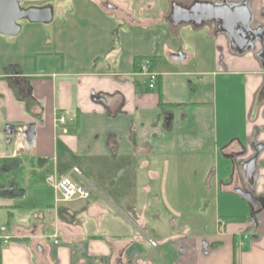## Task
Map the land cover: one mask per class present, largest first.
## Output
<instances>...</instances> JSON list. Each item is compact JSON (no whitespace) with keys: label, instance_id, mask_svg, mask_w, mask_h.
Here are the masks:
<instances>
[{"label":"crops","instance_id":"obj_1","mask_svg":"<svg viewBox=\"0 0 264 264\" xmlns=\"http://www.w3.org/2000/svg\"><path fill=\"white\" fill-rule=\"evenodd\" d=\"M250 8L264 25V0H251ZM170 11L171 6L167 16ZM54 13L48 24L23 22L17 36L0 35V163L21 166L25 160H34L46 176L70 175L93 188L100 186L103 169H113L125 179H118L120 188L127 182L133 195H119L122 207L112 199L111 208L87 199L72 200L81 202L73 206H60L55 200L45 203L48 211L56 212L52 233L45 237L41 225L29 230L15 222L12 234L0 236V264H264V205L255 214L252 208L251 216L244 221L226 222L224 230L213 236L189 237L183 233L166 237L161 243L172 242L171 257L162 250L151 254L152 236L120 234L122 225L116 213L123 208L132 227L139 232L149 229L153 235L175 222L162 208L152 207L156 202L169 209L166 184L171 175V156L167 141L172 134L168 124L176 111L182 119V112L195 113L200 108H209L212 115V146H208V152H221L228 161L226 171L232 186L249 187L245 164L252 158L256 175L251 188L256 196H264V65L251 51L236 53L225 33L215 26L208 25L203 30V25L195 30L189 23L174 25L168 19V28L154 30L153 19L132 20L129 14L117 17L103 12L94 0L61 3L55 6ZM117 24L120 49L103 57L112 46ZM181 24L190 25L185 28L191 37L188 46L181 39ZM166 34L180 37L177 47L165 41ZM201 42L213 49L211 71L194 66L178 73L171 81L172 91L166 86L167 77L160 73L156 79L159 97L152 96L151 89L155 87H149V78L147 82L138 79L148 76L133 70L135 56L146 57L140 68L148 57L166 56L176 64L196 61ZM10 64L19 65L21 73L5 69ZM151 68L148 62L147 70ZM233 77L237 79L235 84ZM201 83L213 89V100L195 99ZM236 83L238 93H234ZM217 90L228 101L237 99L243 119L238 129L228 128L229 122H234L229 113L226 128L223 122L219 128ZM55 113L65 114L67 121L54 125ZM7 125L33 126L34 147L25 151L26 141L21 135L11 141L12 128ZM204 129L201 123L196 142L188 138L186 143L195 142L200 150L204 143L200 131ZM76 156L89 180L73 160H67ZM23 193H19L21 197ZM2 197L0 207L14 206L12 199ZM84 211L97 228L106 217L105 227L111 234H88L95 229L79 214ZM13 217L8 210L3 227L9 226ZM253 220L256 227L250 242L237 245L236 232ZM54 232L57 243L50 237Z\"/></svg>","mask_w":264,"mask_h":264},{"label":"rangeland","instance_id":"obj_2","mask_svg":"<svg viewBox=\"0 0 264 264\" xmlns=\"http://www.w3.org/2000/svg\"><path fill=\"white\" fill-rule=\"evenodd\" d=\"M51 1L54 6H57L61 3L70 2L71 0ZM118 1L121 4L126 5L127 13L130 15L132 20L142 21V19H153L155 23L153 25L154 30H158L159 28H168L169 20L167 14L169 13L170 6L173 1L181 0ZM203 1L209 2L210 0ZM113 2H116V0H113ZM98 5L103 12L113 13L110 10L108 11L107 9H104L99 2ZM53 9L55 10V7ZM54 15L55 13L53 11L52 19ZM189 26V24L180 25L181 39H183L184 42H187L184 44L187 46L190 45L189 43L191 42V37L187 35L188 32L185 28H188ZM205 29H207L206 25H204L203 30ZM166 35L168 36L165 37V41L170 46L177 47L180 37L178 38L177 35ZM198 47L201 52L199 56L200 61H198L199 59H196V61L195 59H190L186 62L176 64L168 61L166 56L161 58L148 57L147 61L152 68L150 70L146 69V71L156 74L162 73L164 78L167 77V88L172 91L174 86L171 81H173L174 78H177L178 73L186 72L194 66L196 68L198 67V69L211 71L212 67L210 62L213 58V49L208 47L203 42L198 43ZM154 64L158 68L154 67ZM138 79H140V81H148V77L141 76ZM232 80H234L232 82L235 84L237 79L235 80V77H233ZM198 85L199 90L195 95V99L206 100L210 97L213 100V89L210 88L209 84L201 83ZM158 86L159 82L157 84L156 81L153 84V87L155 88L151 89V94H153L152 96L154 98L156 97V94L159 97L157 90ZM238 91L236 83V92L234 90V93H238ZM217 103L220 105L218 112L219 128L221 129L222 122L224 128H226L225 124L229 122V113L233 116L234 122L233 124L229 122L228 128H231L232 126L235 129H238L240 124L243 122V119L241 117V109L237 99L236 102L235 99L233 101H228V99L224 98L220 91L217 90ZM176 112L172 117V120H169L170 122L168 124L170 133L172 134V137H170L167 141V146L170 149L171 156V175L166 184V192L169 194V209L161 203L158 204L156 202H152L153 208H162L163 212L168 214L171 220L175 219V222H171L170 225H167L159 234L153 235L149 233V229L148 231L141 230V232H139V230L132 227L129 224L130 222L128 217L125 216L123 208L116 211L122 225V229L119 228L120 234L130 235L132 237L137 235H143L145 237L147 235L152 236L154 240L150 239L149 241H153L156 247H154L155 245H151L149 242L151 254H158V251L162 250L166 253V255L170 254V257L173 252L171 249L172 242H170V240H166L161 243V240L166 237L173 234L182 235L183 233H186V236L189 237L196 235H204L205 237L209 235L213 236L216 232L224 230L225 220L223 216L244 215L247 218L250 217L252 213L251 204L233 191L235 186H232L233 184H231V178H228L226 171L228 161L223 159L221 152H212L211 149L209 150L210 152H208V146H212V115L210 109L200 108L196 110L195 113L190 114H184V112H182V119L180 112ZM167 120L168 117H165L166 123L168 122ZM201 123L205 127L202 132L200 131V135L203 137L204 143L203 147L199 150V147H195V144L197 146V143L195 142L197 138V129L200 127ZM188 138L189 140H194L195 142L193 144L191 142L186 143L185 140ZM67 160H73L80 168L83 177L88 180L90 179L81 168L82 164H80L81 159L79 157L76 156L72 159L68 157ZM89 162H93V159L89 160ZM45 176L46 172L39 170L37 163L34 160H25L21 166H14L13 163H0V196H3L2 198L7 197L12 199V203L14 205L12 207H0V236L12 234L15 229V222L22 228L29 230L34 227L37 228L41 225L43 227L42 232L45 237L52 233L51 222L56 217V212L54 210L48 211V206L45 203H53L54 192L51 185L45 180ZM99 177H101L102 181L100 186H97V188H93L90 185L88 186V188H90V195L87 198L88 202L98 203L106 206L107 208H111L109 206V199H112L114 203H117L119 207H122L120 204H123V198H120L119 195L127 198L132 197L133 190L129 187L127 182H125L123 184L124 186L120 188L119 180L124 182L125 179L118 177L113 169H103L102 176L99 175ZM155 185L158 187V183ZM236 186L240 185L237 184ZM113 188H115V190ZM21 191L24 192L23 197L19 194ZM80 203V201H61L59 202V205L73 206ZM8 210L14 213V217L10 219L9 226L3 227L7 222ZM79 214L84 215V219L87 220V224H94V226H92L95 231L92 230L88 232V234H97L101 236H106L107 233L111 234V232L105 227L106 217H103V221L101 223L102 225L97 228L95 227L93 219L89 222L90 217L87 215V211ZM77 222L78 218L76 219L75 224ZM222 222L224 225H221ZM255 227V221L253 220L247 222V224L242 227V230L236 232L235 239L237 241V245H243L244 243L250 242L252 232L255 231ZM244 235H246L247 238H243ZM62 242L63 241L60 238L59 243L61 244Z\"/></svg>","mask_w":264,"mask_h":264},{"label":"water","instance_id":"obj_3","mask_svg":"<svg viewBox=\"0 0 264 264\" xmlns=\"http://www.w3.org/2000/svg\"><path fill=\"white\" fill-rule=\"evenodd\" d=\"M24 1L40 0H0V35L14 37L21 31V20L30 23L47 24L51 22L53 11L51 7H28L22 8ZM252 18L251 8L248 2L238 1L229 3L226 0L208 2L195 1L189 7L172 5L169 19L172 24L186 22L195 26H203L206 21H215L219 27L235 43V48L245 51L254 48V42L246 44L244 36L237 31L239 24H249ZM104 100V98L102 97ZM25 139V151L31 150L35 145V131L33 126H20L12 128L11 141H15L17 136ZM246 173L247 168L245 167ZM251 175V171H250ZM249 175V176H250ZM234 192L250 204L256 205L252 194L241 187H235ZM118 264H121L119 262Z\"/></svg>","mask_w":264,"mask_h":264},{"label":"flooded vegetation","instance_id":"obj_4","mask_svg":"<svg viewBox=\"0 0 264 264\" xmlns=\"http://www.w3.org/2000/svg\"><path fill=\"white\" fill-rule=\"evenodd\" d=\"M99 2V4L104 8L107 9L108 11L110 10L111 12L114 13L115 16L117 17H129L127 10H126V5L125 4H121L116 2H113V0H96ZM187 0H181V1H173L171 4L172 5H181L183 7H189L192 3H194L195 1L198 0H189V2H186ZM223 1V0H220ZM229 3H235L238 1H242V2H248L249 6H250V1L251 0H226ZM22 8H28V7H51L52 11H54V4L51 0H40V1H24L21 4ZM171 12V11H170ZM252 12V10H251ZM263 13V11L261 12V14ZM170 15V14H169ZM169 15H168V19H169ZM170 20V19H169ZM23 22H27L26 20H21L20 23ZM192 25V24H191ZM203 25H210V26H215L216 29L220 32H223L222 29L219 27V23L215 22V21H206ZM195 26V25H194ZM198 27V26H197ZM237 31H240V33L244 36L245 40H246V44H250L251 42H254L255 47L254 48H248L245 51H241L237 48H235V43L233 41V39L231 40L230 38H228L231 47L236 51V53L239 54H243L247 51H251L253 53V56L259 60L261 62V65H264V25L261 24L260 22H258L254 16V14L252 13V18L249 24H239L237 26ZM226 35V34H225ZM227 36V35H226ZM241 152H238L237 155H240ZM254 157V156H253ZM245 167L247 168V178L250 180L249 182V187H245V186H235V187H241L244 190L249 191L253 198L256 201V205L251 204L254 208H260L263 207L264 203H263V199L264 196H256L251 188V185L253 186V182H254V178H255V163L254 160L251 158L249 159V161L247 162V164H245ZM250 171H251V175H250ZM250 175V176H249ZM261 198V199H260ZM262 210V209H261ZM260 210V211H261ZM259 211V212H260Z\"/></svg>","mask_w":264,"mask_h":264},{"label":"built area","instance_id":"obj_5","mask_svg":"<svg viewBox=\"0 0 264 264\" xmlns=\"http://www.w3.org/2000/svg\"><path fill=\"white\" fill-rule=\"evenodd\" d=\"M148 67V61H145L141 65V72H144L149 78V87H152L153 84L156 82V79L158 77V74L153 73V72H146V69ZM70 119V118H68ZM71 120V119H70ZM67 121V117L65 114H54V125L61 124L63 125ZM66 130L63 129V132ZM77 172V170H74ZM47 182L52 186L54 189V200L55 202H61V201H72V200H83L87 199L90 195V188L84 186L83 184H80L76 182L70 175H64V176H59L55 173H49L46 176ZM221 225H224L222 222ZM51 238L54 239V243H57L56 240V233L52 234L50 236ZM151 245H155L153 241H149Z\"/></svg>","mask_w":264,"mask_h":264},{"label":"trees","instance_id":"obj_6","mask_svg":"<svg viewBox=\"0 0 264 264\" xmlns=\"http://www.w3.org/2000/svg\"><path fill=\"white\" fill-rule=\"evenodd\" d=\"M191 27L195 30L199 29V27L197 26H194V25H191ZM118 30H119V24H117V27H115L113 29V42H112V46L111 48L109 49V51L103 56V57H106L108 54L110 53H114L116 50H119L120 49V44H119V38H118ZM146 57H142V56H135L133 58V70L135 72H138L140 71V63L143 59H145ZM98 59H102L101 58H96L95 59V62L98 61ZM5 69H14L16 71V73H21V70H20V67L19 65L17 64H10L8 65ZM13 126L11 125H7V128L10 129L12 128ZM254 210H253V213H258V211H260L259 209L260 208H254L252 207ZM224 220H225V223L226 222H241V221H244L245 220V216H223Z\"/></svg>","mask_w":264,"mask_h":264}]
</instances>
